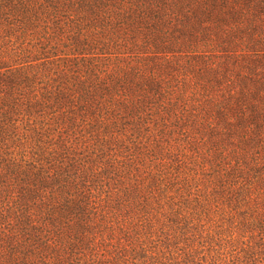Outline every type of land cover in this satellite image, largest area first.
Segmentation results:
<instances>
[{"label":"trees","instance_id":"16d2710c","mask_svg":"<svg viewBox=\"0 0 264 264\" xmlns=\"http://www.w3.org/2000/svg\"><path fill=\"white\" fill-rule=\"evenodd\" d=\"M0 264H264V0H0Z\"/></svg>","mask_w":264,"mask_h":264}]
</instances>
